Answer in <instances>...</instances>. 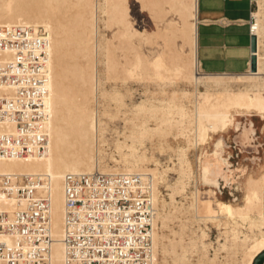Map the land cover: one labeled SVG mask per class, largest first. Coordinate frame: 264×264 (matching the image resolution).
<instances>
[{"label": "bare ground", "instance_id": "1", "mask_svg": "<svg viewBox=\"0 0 264 264\" xmlns=\"http://www.w3.org/2000/svg\"><path fill=\"white\" fill-rule=\"evenodd\" d=\"M162 2L166 16L161 0H0V23L43 25L50 33L48 148L41 156L0 159V173L46 179L52 264H63V178L93 170L151 174L153 264H254L264 253V154L244 175L239 201L206 198L201 190L204 171L213 185L219 176L234 179L228 166L222 170L221 154L239 117L259 116L264 130V0L252 11L257 67L242 73L200 71L196 0ZM133 3L151 24L135 25ZM134 84L143 88L138 101ZM241 130L243 143L254 139L251 121ZM154 149L168 150L171 163ZM209 223L222 236L211 255Z\"/></svg>", "mask_w": 264, "mask_h": 264}, {"label": "built area", "instance_id": "2", "mask_svg": "<svg viewBox=\"0 0 264 264\" xmlns=\"http://www.w3.org/2000/svg\"><path fill=\"white\" fill-rule=\"evenodd\" d=\"M49 60L45 26L0 23V159L48 148ZM63 192V264L154 263L151 174L66 173ZM51 224L46 179L0 173V264H52Z\"/></svg>", "mask_w": 264, "mask_h": 264}, {"label": "crops", "instance_id": "3", "mask_svg": "<svg viewBox=\"0 0 264 264\" xmlns=\"http://www.w3.org/2000/svg\"><path fill=\"white\" fill-rule=\"evenodd\" d=\"M256 4V0H196L195 54L200 71L242 73L248 70L252 55L248 22ZM165 8L167 4L161 0L164 16Z\"/></svg>", "mask_w": 264, "mask_h": 264}, {"label": "rangeland", "instance_id": "4", "mask_svg": "<svg viewBox=\"0 0 264 264\" xmlns=\"http://www.w3.org/2000/svg\"><path fill=\"white\" fill-rule=\"evenodd\" d=\"M136 5H137V3L132 4V12H133L132 14L135 17L136 22L138 23L137 24L138 27H142L145 25L148 26L149 24H151V20L147 16V14L139 11V7H138V5L137 6ZM255 7H254V9H255ZM135 87H136V89H135ZM133 88L135 90L133 89L134 93L132 96V100L138 101L143 97L142 85L134 84ZM128 102H129V99H128ZM250 121L252 122L254 131L256 132L254 139L251 140L250 142L241 143L237 139V135L240 133L242 127L244 125H248ZM238 123H239L238 127L230 130L229 132H227L224 135L223 151L221 154L222 155L221 157L224 159V164L222 165V170H226V168L228 166L229 169H231L232 173L234 174V179L231 177L229 181L225 182L224 179L219 176L217 185H213L204 179L205 171L202 172V174H201L202 175V182H201L202 188H201V190H202V196H205L206 198L211 195V198H213L214 200L216 198L221 197V199H224V200H233L236 198L237 201H239L241 199V188L240 187H241V182H242L244 175L252 169H257V163L260 161V159L262 158V156L264 154L263 120L259 116L239 117ZM207 147H206V151L208 153H210L212 151L213 146L210 144ZM232 150H233V152H232ZM154 151H155L154 152L155 156L159 152L156 157H158L160 160H162L161 161L162 163H164V164L171 163L170 160L168 161L169 156L171 154L168 150L167 151L164 150L163 152H160L159 150L154 149ZM167 152H169V153H167ZM190 154H191L190 157L192 159H194V155H195L194 152L192 151ZM163 155H164V157H162ZM256 161H258V162H256ZM203 169H204V167H202V170ZM175 178H176V175L174 174V172L170 171L168 174V183H172L175 180ZM192 184H193V182H192ZM192 184H191V186H192ZM160 189H161L162 193L165 195L167 201H169L168 187L164 184H161ZM176 200L177 201H185L183 199V197L180 195H176ZM173 226L175 227V229H177L176 224H174ZM219 229L220 228L218 226H215V225L210 224V223H209V227L207 228L208 235H209L207 237V241L212 243L209 246V254L210 255L213 254L214 247L215 248L217 247L218 240L222 241V236L220 235L221 229L220 230ZM218 231H219V233H218ZM163 232L166 235H171L170 230L167 228L164 229ZM220 258H222V255H220ZM167 262L171 263V259L168 258ZM261 264H264V258H263Z\"/></svg>", "mask_w": 264, "mask_h": 264}, {"label": "water", "instance_id": "5", "mask_svg": "<svg viewBox=\"0 0 264 264\" xmlns=\"http://www.w3.org/2000/svg\"><path fill=\"white\" fill-rule=\"evenodd\" d=\"M256 49V37L255 35H251L250 37V50L252 51V53L255 51ZM252 70H255L257 67V61H256V56L255 55H251L250 57V66H249ZM242 131V130H241ZM241 131L240 133L237 135V139L243 143L242 141V135H241ZM264 258V253L260 254L254 261V264H261L262 260Z\"/></svg>", "mask_w": 264, "mask_h": 264}]
</instances>
